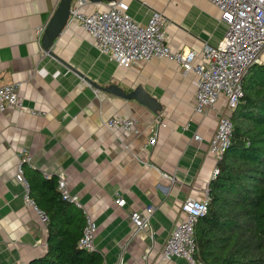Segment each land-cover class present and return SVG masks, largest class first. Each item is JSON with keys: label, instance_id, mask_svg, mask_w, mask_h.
<instances>
[{"label": "crops", "instance_id": "0c3cea01", "mask_svg": "<svg viewBox=\"0 0 264 264\" xmlns=\"http://www.w3.org/2000/svg\"><path fill=\"white\" fill-rule=\"evenodd\" d=\"M60 1L0 0V88L19 85L24 106L38 112L0 116V264H30L48 249L47 226L16 179L25 157L31 159L23 165L25 178L65 174L83 208L73 206L98 228L96 253L103 264H188L164 261L162 251L183 218L184 202L202 200L214 179L218 163L209 143L220 118L231 114L226 101L196 114L194 73L185 75L180 64L166 60L120 68L79 25L68 24L52 54L46 52L42 38ZM123 1L142 25L154 12L163 14L173 50L200 51L224 38L221 14L206 0ZM104 3H91L84 12L103 10ZM90 83L126 92L142 86L163 111L156 115ZM112 117L137 120L141 133L108 130ZM119 198L123 206L116 204ZM148 207L154 214L136 235L131 215Z\"/></svg>", "mask_w": 264, "mask_h": 264}, {"label": "built area", "instance_id": "2783aa9c", "mask_svg": "<svg viewBox=\"0 0 264 264\" xmlns=\"http://www.w3.org/2000/svg\"><path fill=\"white\" fill-rule=\"evenodd\" d=\"M206 1L219 10L220 21L225 25L226 32L217 46L206 45L200 51L173 50L168 43L163 14L154 12L148 23L142 25L128 14L129 6L123 0L104 3L105 9H92L89 13L84 12V9L92 7L91 2L78 0L72 4L68 24L81 26L94 41L100 54L110 57L120 68L128 70L137 63L166 60L180 64L185 75L194 73L197 77L194 106L196 114L204 115L206 111L214 109L220 100L225 99L231 114L220 118L215 135L209 143V153L219 163L231 146L234 131L232 115L245 97L243 80L253 66L264 65V0ZM10 110L32 115L38 113L24 106L19 85L15 83L0 88V116ZM105 125L112 132L122 130L134 135L141 133L139 122L125 117H112ZM195 140L202 141V137L196 135ZM149 143L155 146L157 136L154 135ZM30 162V157L23 159L16 179L26 189L27 205L35 208L40 222L46 225L47 215L38 210L29 196L23 165ZM218 174L219 169L216 167L214 178ZM57 180L62 199L82 209L79 198L70 194L65 174H60ZM209 202V191L202 200L189 198L184 202L181 208L183 218L164 245V261L181 259L188 264H195L193 255L196 225L207 214ZM116 204L123 206V199H117ZM154 211V207H148L143 213L131 215L136 235L147 227ZM97 232L94 220L86 214L78 247L89 253L96 252Z\"/></svg>", "mask_w": 264, "mask_h": 264}, {"label": "trees", "instance_id": "16d2710c", "mask_svg": "<svg viewBox=\"0 0 264 264\" xmlns=\"http://www.w3.org/2000/svg\"><path fill=\"white\" fill-rule=\"evenodd\" d=\"M245 97L232 115L229 150L209 185V207L195 231V264H264V65L243 80ZM30 199L48 217L45 257L30 264H103L78 247L85 215L62 199L56 178H25Z\"/></svg>", "mask_w": 264, "mask_h": 264}, {"label": "water", "instance_id": "95a60500", "mask_svg": "<svg viewBox=\"0 0 264 264\" xmlns=\"http://www.w3.org/2000/svg\"><path fill=\"white\" fill-rule=\"evenodd\" d=\"M73 1L74 0H61L58 8L56 9L54 15L52 16L49 24L46 27L42 38V47L46 52L50 54H52L51 49L54 46L55 42L58 40V38L61 36L68 25ZM88 1L94 4H98L103 2L109 3L115 0ZM90 84L97 90L103 91L110 95L120 97L127 101H136L139 105L145 107L150 112L156 115L160 114L163 111L162 105L150 94H148L142 86H138L132 91L126 92L124 89L116 85H112L108 88H101L94 83Z\"/></svg>", "mask_w": 264, "mask_h": 264}]
</instances>
